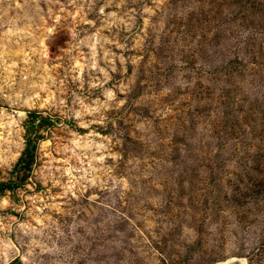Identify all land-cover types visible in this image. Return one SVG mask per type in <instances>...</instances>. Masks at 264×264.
I'll list each match as a JSON object with an SVG mask.
<instances>
[{
    "label": "rangeland",
    "instance_id": "obj_1",
    "mask_svg": "<svg viewBox=\"0 0 264 264\" xmlns=\"http://www.w3.org/2000/svg\"><path fill=\"white\" fill-rule=\"evenodd\" d=\"M0 48L19 116H67L1 141L0 264H264V0H0ZM79 161L102 187L66 192Z\"/></svg>",
    "mask_w": 264,
    "mask_h": 264
},
{
    "label": "built area",
    "instance_id": "obj_2",
    "mask_svg": "<svg viewBox=\"0 0 264 264\" xmlns=\"http://www.w3.org/2000/svg\"><path fill=\"white\" fill-rule=\"evenodd\" d=\"M14 56L16 57L15 54ZM12 59L13 57L9 55L7 50L0 48V126L3 136L0 139V144L1 141L5 139H7V141L9 139L13 140L16 139L17 136L23 138V132L21 130L25 132L26 126L33 129L31 133L32 138L39 142L40 137L48 136L53 132L54 124L57 120H62L60 121L62 123L61 125L66 126L67 116H61L58 119L52 116L50 114L51 112H47L48 109L51 110L53 107V97L50 101L51 104L48 105L50 108L46 110L27 108L25 109V116L23 118L19 116L18 110L23 104L22 101L31 95H27L26 92L34 87L32 84H24V79L12 81V78H9V82L4 81L3 77L18 73L17 65L12 62ZM10 62L12 63L10 64ZM34 81L35 80H33L32 83H34ZM4 83H7V85H3ZM13 91H17V93L13 94ZM34 110L37 111L33 112ZM39 111L44 113V115L39 114ZM27 123L28 125L25 126ZM18 124H20L21 129ZM8 144L11 145V142ZM13 146H11V149ZM67 170L68 171L65 172L63 177V179L66 180V192L83 194V190L84 193H87L92 189L103 186V181L91 162L84 161L80 163L79 161V163L68 167ZM47 176V184L40 183L39 181L35 182L33 178H29L25 180V184H22L17 191L18 204L21 208V212L29 213L28 216L34 215L36 217L33 218L34 222L40 227L49 223L48 217L55 205L51 200L53 198L49 196L51 191L48 189V182L52 180H50L51 175L47 174ZM18 229H20V227ZM20 248H22L21 245ZM20 248L17 247V250L20 251ZM17 258L18 256L12 258L10 264H13ZM19 258L21 264H38L34 262L30 256Z\"/></svg>",
    "mask_w": 264,
    "mask_h": 264
},
{
    "label": "trees",
    "instance_id": "obj_3",
    "mask_svg": "<svg viewBox=\"0 0 264 264\" xmlns=\"http://www.w3.org/2000/svg\"><path fill=\"white\" fill-rule=\"evenodd\" d=\"M31 145L30 143H28V146ZM28 150V148L26 149V151ZM16 186V184H12L11 182H8L7 184H5V188H8V189H14Z\"/></svg>",
    "mask_w": 264,
    "mask_h": 264
},
{
    "label": "crops",
    "instance_id": "obj_4",
    "mask_svg": "<svg viewBox=\"0 0 264 264\" xmlns=\"http://www.w3.org/2000/svg\"><path fill=\"white\" fill-rule=\"evenodd\" d=\"M6 175H9V173H6ZM11 179V178H10ZM12 260V259H11ZM11 260L3 261V264H9ZM14 264V263H13Z\"/></svg>",
    "mask_w": 264,
    "mask_h": 264
}]
</instances>
